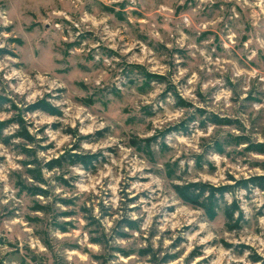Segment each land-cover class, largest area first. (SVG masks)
I'll list each match as a JSON object with an SVG mask.
<instances>
[{
  "label": "rangeland",
  "instance_id": "obj_1",
  "mask_svg": "<svg viewBox=\"0 0 264 264\" xmlns=\"http://www.w3.org/2000/svg\"><path fill=\"white\" fill-rule=\"evenodd\" d=\"M0 124V264H264V0H0Z\"/></svg>",
  "mask_w": 264,
  "mask_h": 264
},
{
  "label": "trees",
  "instance_id": "obj_2",
  "mask_svg": "<svg viewBox=\"0 0 264 264\" xmlns=\"http://www.w3.org/2000/svg\"><path fill=\"white\" fill-rule=\"evenodd\" d=\"M32 110L41 109L44 111H51L48 108H44L40 105H34L31 107ZM56 113V112H50ZM3 125L0 124V135ZM76 160L82 163L84 169H88L92 164V161L96 159V155H86V156H73ZM256 186L261 190H264V178L263 176L252 177L246 180L239 181L237 184L240 187H247V184ZM174 192L178 198H180L184 203L191 205L192 207L201 209L204 214H206L210 219L214 218L220 211L223 213L226 224L233 222L236 224L238 220L242 217V212L239 210L238 205L235 200L231 202H223L221 205V199L223 195L228 191L229 188L226 186L213 187L210 184L202 182H187L180 185L173 186ZM234 229V228H232ZM259 260L258 258L253 259V261Z\"/></svg>",
  "mask_w": 264,
  "mask_h": 264
}]
</instances>
